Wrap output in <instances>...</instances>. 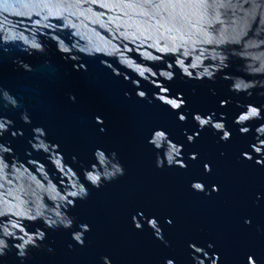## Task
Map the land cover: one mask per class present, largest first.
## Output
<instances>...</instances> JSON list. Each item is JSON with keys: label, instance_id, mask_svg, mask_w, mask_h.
Masks as SVG:
<instances>
[{"label": "water", "instance_id": "obj_1", "mask_svg": "<svg viewBox=\"0 0 264 264\" xmlns=\"http://www.w3.org/2000/svg\"><path fill=\"white\" fill-rule=\"evenodd\" d=\"M0 264H264V0H0Z\"/></svg>", "mask_w": 264, "mask_h": 264}]
</instances>
